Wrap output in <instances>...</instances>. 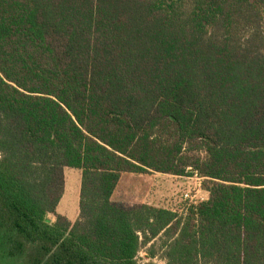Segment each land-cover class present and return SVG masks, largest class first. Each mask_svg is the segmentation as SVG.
Masks as SVG:
<instances>
[{"label":"trees","instance_id":"trees-1","mask_svg":"<svg viewBox=\"0 0 264 264\" xmlns=\"http://www.w3.org/2000/svg\"><path fill=\"white\" fill-rule=\"evenodd\" d=\"M153 172L208 198L114 201ZM0 257L264 264V0H0Z\"/></svg>","mask_w":264,"mask_h":264},{"label":"rangeland","instance_id":"rangeland-1","mask_svg":"<svg viewBox=\"0 0 264 264\" xmlns=\"http://www.w3.org/2000/svg\"><path fill=\"white\" fill-rule=\"evenodd\" d=\"M72 176L68 172L69 180L73 179ZM72 182H74V179ZM194 182L195 180L191 178H176L154 172L147 175L124 174L120 187L113 199L115 202L125 206H135L143 203L156 204L158 202L160 205L182 208L181 196ZM202 194L201 192V197ZM74 206L75 211H77V205L74 204ZM51 217L54 219V216ZM160 243V240H158L157 247ZM144 259H147L146 250L142 249L139 254V260L143 261ZM154 261L157 264H165L162 258H155ZM0 264L9 263H4L3 257H0Z\"/></svg>","mask_w":264,"mask_h":264},{"label":"crops","instance_id":"crops-1","mask_svg":"<svg viewBox=\"0 0 264 264\" xmlns=\"http://www.w3.org/2000/svg\"><path fill=\"white\" fill-rule=\"evenodd\" d=\"M68 170H70V171H68ZM68 172H69V174L73 175L72 178L74 179V182H72L73 179L69 180ZM154 173H158V172H154ZM124 174H134V173H124ZM124 174L122 175V178H123ZM158 174H162V173H158ZM134 175H136V174H134ZM137 175H142V174H137ZM144 175H147V174H144ZM165 175H168V174H165ZM168 176H172V177H176V178H182L180 176H175V175H168ZM81 177H82L81 171H79L77 169L66 168L65 192H64V195H63V197H62V199L58 205L57 211L59 213L65 215V216H67L71 222H75L79 216ZM122 178H121V181H122ZM187 178H189V177H187ZM121 181H120V184H121ZM120 184H119L118 188L120 187ZM118 188H117V190H118ZM117 190H116V192H117ZM204 191H205V197L207 199L209 193L205 189H204ZM113 198H114V196H113ZM74 204L77 205V211H75ZM153 205L168 207L167 205H160L158 202L156 204H153Z\"/></svg>","mask_w":264,"mask_h":264},{"label":"built area","instance_id":"built-area-1","mask_svg":"<svg viewBox=\"0 0 264 264\" xmlns=\"http://www.w3.org/2000/svg\"><path fill=\"white\" fill-rule=\"evenodd\" d=\"M189 178L194 179L195 182L193 185H190L186 191L181 196V201L183 203L182 208H173V210L178 211L180 214H185L189 207L197 205L200 201L206 199L205 191L203 188V178L200 177L198 174H194ZM202 197L200 196V193Z\"/></svg>","mask_w":264,"mask_h":264}]
</instances>
